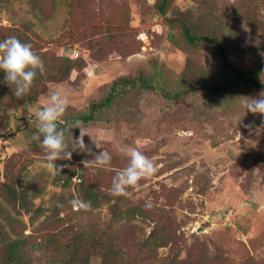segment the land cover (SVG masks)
<instances>
[{"label":"rangeland","instance_id":"374dc122","mask_svg":"<svg viewBox=\"0 0 264 264\" xmlns=\"http://www.w3.org/2000/svg\"><path fill=\"white\" fill-rule=\"evenodd\" d=\"M31 1L0 6V26L20 29L51 56L83 62L68 80L46 83L36 102L17 109L0 106V223L12 238L27 239L31 264H41L35 242H65L86 226L117 237L125 264H173L174 258V264H264V115L246 112L243 106L245 98L258 99L264 90L199 95L177 107L181 116H168L171 105L159 94L134 89L103 121L81 124L101 148L85 135L91 153L73 151L70 161L85 166L84 161L103 150L112 156L107 168L85 166L90 177L112 180L128 164L121 152L127 147L137 148L157 165L155 175L129 189L130 204L152 203L149 217L115 221L106 201L86 212L74 211L68 201L79 198L80 178L75 175L66 187L55 181L35 139V111L52 91L69 96L62 121L72 127L76 123L68 124L65 118L104 97L117 77L160 68L174 79L186 56L168 46L165 17L187 9L193 19L210 10L218 17L233 0H218L213 8L203 0H171L166 16L156 12L158 0H51L45 13L34 11ZM229 25L238 38L236 48L228 44L230 60L254 68L261 81L264 33L251 31L242 21ZM76 51L79 57H74ZM70 131L74 140L79 137V128ZM99 188L107 189L104 184ZM159 218L165 221L161 234L168 232L172 241L146 248ZM83 264L118 263L84 253Z\"/></svg>","mask_w":264,"mask_h":264},{"label":"trees","instance_id":"16d2710c","mask_svg":"<svg viewBox=\"0 0 264 264\" xmlns=\"http://www.w3.org/2000/svg\"><path fill=\"white\" fill-rule=\"evenodd\" d=\"M10 1L0 0V6L7 5ZM49 1L51 0H32L31 7L34 11L45 13ZM170 1L158 0L155 4L156 12L166 16ZM192 1L198 4L202 0ZM203 1L205 5L213 8L218 0ZM174 14L171 17H165L169 26L165 40L168 46L181 51L186 56L184 65L175 78L171 79L165 70L160 68H155L151 73L141 71L135 77H117L112 81L104 97L93 99L85 111L65 118L68 124L77 121L83 125L98 124L105 119V115L110 113L109 111L115 107L123 95L134 89L159 94L171 105L168 116L171 114L181 116L177 107L199 95L218 97L239 93L246 89L264 90V83L257 80L254 68L237 65L228 55V44L231 48H236L238 45L236 30L229 25L230 21H242L251 31L264 33V0H233L223 7L218 17L212 10L196 19L192 18L194 14L190 9ZM226 26L227 32H225ZM9 36H16L21 42L30 43L33 51L42 58L45 72L43 75L38 73L30 92L22 99H17L4 80L5 73L0 70V106L6 109H17L19 105L36 102L38 96L44 92L46 83L66 81L72 70L83 66L80 59L72 61L41 51L37 44L18 28L0 26V41ZM259 65L264 69L263 62ZM57 165H67V167L63 168L60 175L54 176L55 181L61 182L62 186L66 187L77 175L80 178L76 184L79 198L91 201L92 208L99 207L104 201L109 202V209L115 221L126 216L149 217L152 215V211L143 205L130 204L129 197L112 196L110 194L112 180L102 179L97 174L90 177L87 168L82 164L58 160ZM101 184H104L107 189L101 190L99 188ZM8 188L11 189L12 186ZM20 198L22 201V195ZM164 222L162 218L156 221L153 235L144 243L146 248L156 249L172 241L168 232L161 234L164 230ZM117 240V237L97 226H86L68 241L55 243L46 241L44 238L35 242L33 247L37 253L41 254V264H83L84 253H92L104 262L116 261L118 264H125ZM27 243V239L23 237L12 238L3 231L0 223V264H31L32 257L25 250ZM174 259L171 261L173 264Z\"/></svg>","mask_w":264,"mask_h":264},{"label":"clouds","instance_id":"9594fccd","mask_svg":"<svg viewBox=\"0 0 264 264\" xmlns=\"http://www.w3.org/2000/svg\"><path fill=\"white\" fill-rule=\"evenodd\" d=\"M0 70L5 73L4 80L11 87L15 97L22 99L30 92L37 74H44L45 65L40 55L33 51L30 43L21 42L16 36H9L0 41ZM259 77L261 83H264V69L261 70ZM69 103L67 94L55 90L50 93L43 107L35 111V139L38 142V147L45 153L44 167L51 170L54 175H60L63 168L67 167V165L58 166V160L70 161L73 151L88 153L92 151L84 142V137L88 134L84 131L80 121H77L72 127L66 124L61 126L63 124L62 117L66 113ZM243 106L246 112L264 115V91H261L258 99L245 98ZM73 128L80 129V135L75 140L70 131ZM68 134H71V144L68 143ZM92 141L97 148H101L93 138ZM121 152L128 157V164L113 177L110 194L127 198L131 196L130 188L138 187L141 180L155 175L158 168L152 159L135 147L121 149ZM111 161L112 156L103 150L95 155L94 159L84 161V164L88 166L90 163L93 167L107 168L111 165ZM68 204L74 211L86 212L92 207L91 201H85L78 197L69 200ZM57 206L64 207L63 204ZM152 206L150 201H146V209H150Z\"/></svg>","mask_w":264,"mask_h":264},{"label":"built area","instance_id":"2783aa9c","mask_svg":"<svg viewBox=\"0 0 264 264\" xmlns=\"http://www.w3.org/2000/svg\"><path fill=\"white\" fill-rule=\"evenodd\" d=\"M73 55H74V57H79L80 52L79 51H76Z\"/></svg>","mask_w":264,"mask_h":264}]
</instances>
